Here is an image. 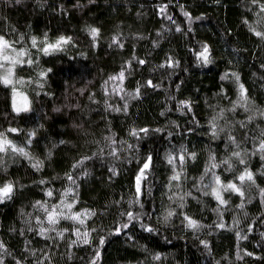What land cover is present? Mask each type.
<instances>
[{
    "label": "trees",
    "instance_id": "1",
    "mask_svg": "<svg viewBox=\"0 0 264 264\" xmlns=\"http://www.w3.org/2000/svg\"><path fill=\"white\" fill-rule=\"evenodd\" d=\"M161 5L166 6L163 14ZM185 11L193 18H201L190 20ZM255 12L251 0H80L79 5L77 0H0V35L12 42L14 48L26 49L23 59L31 56L34 61L31 65H17L13 76L15 81L23 78V83L17 82L15 86L28 97L29 111L18 116L12 112L11 86L0 83V131L9 124L19 128V133L7 135L43 160V166L37 170L28 159L13 155L11 149L7 154L0 153L7 163L6 171L0 168V185L5 180L16 183L12 198L0 202V241L7 245L5 264H16L17 259L24 264H37L40 250L49 252L54 264H89L97 248L100 251L97 264H264V223H261L264 205L255 187L249 189L245 184L246 196L251 199L244 209L236 207L240 203L239 194L224 192L229 203L221 206L223 219L231 227L213 229L208 226L217 222V212L213 210L218 202L210 189H204L208 195L200 191L199 182L211 153L219 161L230 152L225 147L224 133L212 138L208 123L211 116L224 108L225 115L219 123L235 127L239 139L245 129L236 122L251 114L241 107L229 111L238 93L231 73L239 74L240 83L254 101L252 110H264V67H261L264 39L255 36L244 22L245 17L250 23L256 21ZM89 26L101 30L95 46L87 31ZM257 27L264 30V23ZM117 33L122 34L123 48L109 46ZM45 34L48 42H55L60 35L71 36L72 40L44 54L39 48L44 45ZM31 36L38 37L37 47H32ZM204 44L210 49L208 64L196 56ZM168 57L179 64H164ZM136 58L145 63L139 64ZM128 60L130 68L125 63ZM122 67L126 70L123 88L132 91L139 86V96L130 98L127 92L113 91L121 82L109 81L108 77L116 75ZM40 71H46V76L40 77ZM225 73L230 78L221 79ZM149 79L153 85L161 86H149ZM38 80L40 83H36ZM125 99L126 111H114L105 104L107 100L108 105L123 108ZM182 100L190 101V110L179 105ZM257 125L264 126V117H256L248 129L255 132ZM142 128H147L148 133L140 132L139 138L131 135L132 129ZM31 130L36 136L27 145ZM107 135H113L118 142L138 144L139 148L128 150L124 145L119 153L121 158L116 159L106 154L110 151ZM116 146L121 147L119 143ZM246 146L251 148V142ZM100 148L105 155L99 154ZM183 150L186 153L182 178L172 181L169 188L173 165L166 156L172 153L177 157L179 171L178 155ZM94 151L97 155L92 157ZM148 152L153 154V166L144 184L145 194L140 197L144 204L141 209L139 204L130 205L129 201L135 195L134 175ZM192 152L196 153L195 159L187 155ZM82 156L92 158L73 169L72 165ZM262 165L264 160L259 155L248 161L257 184L264 186V174L259 171ZM240 167L237 164L235 169L225 171V166L220 165L215 172L227 182ZM111 168L117 170L116 175ZM82 171L86 175H81ZM66 173L77 178L76 184H70ZM211 177L209 172L203 184H208ZM41 180L45 183L41 184ZM69 186L76 193L73 210L95 212L85 221V226L92 230L88 244L78 242L69 246L77 239L71 231L64 233V239L57 237L55 243L37 235L38 228L28 231L30 225L37 223L35 216L43 215L38 206L33 208L34 203L48 201L50 206ZM46 188L53 190L52 197L46 195ZM189 191L193 195L185 197L183 209L177 207L178 197L169 199L173 193ZM72 197L73 193H68V198ZM169 208H177V213L187 212L205 227L194 233L184 226L179 214L165 223L163 216ZM125 210L140 213L143 223L151 224L155 230L148 232L140 221L134 220L129 229L119 234L112 232L113 227L126 219L121 216ZM234 216L240 221L238 225L233 224ZM248 224L253 225L252 232H248ZM73 226L80 227L66 219L57 225L70 229ZM237 230L248 238L238 239ZM100 237L105 238L103 245L99 243ZM202 239L209 241L211 251L200 243ZM27 249H35V256ZM244 249L254 255H248ZM156 253L161 254L159 259L154 258Z\"/></svg>",
    "mask_w": 264,
    "mask_h": 264
},
{
    "label": "snow or ice",
    "instance_id": "2",
    "mask_svg": "<svg viewBox=\"0 0 264 264\" xmlns=\"http://www.w3.org/2000/svg\"><path fill=\"white\" fill-rule=\"evenodd\" d=\"M80 0H77V5H79ZM251 5L256 7L255 15L257 16V20L254 22H249L247 17H245L244 22L249 26V29L251 32L255 34V36L264 39V30H259L257 25L264 23V0H251ZM41 6H43V3H41ZM166 6L161 5L160 11L161 14L164 13ZM185 16L191 19H200L201 17H192L191 13L185 11ZM169 20H171V16L167 17ZM176 30H180V26H176ZM87 31L89 32L90 36L93 38L92 43L93 46L96 44V40L100 34V28L95 26H89ZM120 33L114 34L112 36V42L109 45L110 47L114 44L119 48L124 47V43L121 40ZM23 34H21L20 39L23 40ZM31 44L32 47H37V40L38 37L31 36ZM72 40L71 36H65L60 35L56 38L55 42H48L47 34L44 36V45L42 48H39V51L43 52L44 54H48L50 50H56L63 47L64 44L68 43ZM7 49H12L16 55H9L6 53ZM26 49L20 48L16 49L13 47L12 42L7 40L4 35H0V59L3 61H9L10 63L5 66L4 64H0V68L5 69L3 73H0V83H3L6 86H11V93H12V103H11V109L12 112H14L17 116L23 111H29L30 110V102L28 100V97L24 95L23 93L19 92L15 84L17 82L23 83V78L21 77L19 81H15L13 79L14 76V69L17 65H23L25 63L31 65L34 63V61L31 59V56L28 57L27 60L23 59V57L26 55ZM197 59L202 60L204 64L211 63L210 58V49L207 44L203 45V50L196 53ZM139 64H144L145 60L136 58ZM126 64H128L129 68L131 67V60L125 61ZM164 64L168 66L178 65L179 61H174L173 58L168 57ZM164 64L161 65V67L164 66ZM261 67H264V65H261ZM47 71H51V69H48ZM125 69L122 67L121 70L114 76H109L108 80H119L121 83L117 85L116 89H113V91H119V92H127L128 97L133 96H139L140 95V87H136L132 91H127L123 88L122 82L125 79ZM46 71H40L39 76L45 77ZM231 77L235 78V81L237 83L238 87V93L236 96V99L231 102V109L229 111H235L237 107H241L244 109L245 112H249L251 114L247 115L245 117V120L237 121L236 123L239 124V127L241 129H245L243 132V135L238 139L237 135L235 134L236 130L235 127H228L227 125L221 126L219 121L224 118L225 115V109L221 108L220 111L211 116L208 123L210 125V131L212 134V138L216 139L221 135V133L225 134L226 143L225 147L230 148V152L228 155L224 157V159L217 161L216 154L211 153L209 156V165L206 166L204 174H202L199 178V182L201 183V189L200 191L203 192L204 195H208L209 192L204 191V189H210V194L215 198V200L218 202L217 207L213 210L217 212V222L214 223V225L208 226L213 229H224V228H230L231 225H226L223 219V209L221 206L227 205L229 203V200L225 198L223 195L226 191H231L233 193L239 194L240 197V203L236 206L239 209H244V206L246 203L250 202L251 197L246 196V189L245 184L248 185V188L251 189L252 187H255V189L258 192V195L260 197V203L261 205H264V186H261L257 184L256 181V174L253 172V170L248 166V161L251 159V157L259 155L261 160H264V126L257 125V128L255 132L253 130L248 129V124L251 123L256 117H264V110L262 109H256L255 111L252 110L251 105L254 104V101L250 100V97L247 94V89L245 88L243 83H240V77L238 73H231ZM229 74L225 73L221 79H228ZM36 83H40V81H36ZM108 81H105V85H107ZM147 84L152 87H160V84L153 85V81L149 79L147 81ZM41 87L43 85L41 84ZM105 92L107 93V88L105 87ZM20 97L22 102L17 103V97ZM124 99V97H121ZM105 104L108 107H112L114 111H122L127 110L128 102L127 99L124 100L123 108L121 107H114L112 105H108L107 100H105ZM179 105L188 106L189 110L191 109L190 101L188 100H182L179 101ZM8 114L6 113L5 116ZM228 124H232L231 121L228 122ZM21 130L17 127H12L9 124V127L5 129L4 131H0V153L7 154L8 150L11 149V152L13 155L19 154L20 156L28 159L29 163L33 168H36L39 170L43 166V160H41L38 157H34L30 151L25 147L24 145H18L16 142H14L13 139H11L7 133H19ZM147 128H142L137 131L136 129L131 130V135L134 137L139 138V133L143 132L145 134L148 133ZM157 131H160V129H157ZM191 131V129H189ZM171 136V133H169ZM36 136V132L34 130H31L27 134L26 143L27 145H31L32 138ZM105 140L108 142V147L110 151L106 153L107 155H110L116 159H120V152L122 151V148L124 145L127 146L128 150L132 149H138L139 145H132L129 144L127 141H117L114 139L113 135H107L105 136ZM251 142L252 147L248 148L246 145ZM60 143H64V141H60ZM119 143L121 147H117L116 145ZM244 145V146H242ZM55 147V145H53ZM185 153L186 150H183L178 155V160L180 163V170H176V159L177 157L174 156L172 153H168L166 156V159L170 165H173V174L169 178V188L172 186V181H180L181 180V174L183 172V163L185 160ZM100 155H105L103 148L99 149ZM49 155H51V152H49ZM97 152L92 153V157L96 156ZM187 155L191 156L193 159L196 157V153H187ZM90 156H82L80 160L76 161L72 167L75 169L77 165L83 164L85 160L91 159ZM240 165V169L237 171V174L235 177L231 180H227V182L223 181L221 179V176L215 172V169L219 167L220 165L225 166V171L233 170L236 168V166ZM153 166V154L151 152H148L145 156V158L141 161L140 165L138 166L136 173L134 175V188H135V195L134 200L129 201V204L131 205L133 202L136 204H139L140 208L143 209L144 204L141 202L140 197L144 195V184L147 180V176L149 175V172ZM0 168L3 170H7V163L5 161V158L3 155H0ZM110 171L113 175L117 174V170L115 168H111ZM262 174H264V165L261 166V169L259 170ZM211 172L212 177L211 181L208 184H203V181L205 179V176ZM67 177V180L70 182V184H76V177H74L71 173L65 174ZM81 175H86V172H81ZM41 184H44L45 181L41 180ZM196 185L194 184L193 187ZM20 187H24V185H20ZM177 187H179V184H177ZM16 188V183L12 180H5L2 185H0V202H3L4 200L11 199L14 191ZM148 192H151V188L149 187ZM45 193L48 197L53 196V190L51 188H46ZM68 193H73V197L71 199L68 198ZM193 193L191 191L186 193H173L169 196V199L172 200L173 197L179 198V203L177 207L180 209L184 208V202L185 197L192 196ZM76 193L75 188L69 186L66 187L63 192L60 194V198L56 203H53L49 206L48 201H40L37 200L33 208L39 207V210L43 213V215H36V225L35 226H29L28 231H33V228H38L37 235L44 237L49 240H53L55 243L56 238L59 237L60 239H64V233H67L69 231L73 232L75 236L77 237L76 240H72L70 242L71 246L72 244L76 243H84L88 244L89 241V234L91 229L87 228L85 226V221L88 216L94 215L95 212L91 209H81L80 211L73 210V206L76 204ZM119 203V201H117ZM166 214L163 216V220L165 223L169 222L170 219L174 215H181L183 217L182 223L186 228L191 229L194 233L199 231L201 228L205 227L202 222L193 216L189 215L187 212L181 211L177 213V208H169L165 210ZM246 214V213H245ZM31 215V214H29ZM122 217H126V219L121 220L117 226L113 227L111 229L114 233H121L125 229H129V226L133 223V221H140L141 227L144 228L148 232H152L155 229L151 224H144L142 221V217L140 213L133 212L131 210H125L121 213ZM61 219L71 220L74 222V224L80 225V227L73 226L70 228H58L57 225L59 224V221ZM240 223L239 219L234 216L233 217V224L238 225ZM261 223H264V218L261 219ZM83 227V231H81V228ZM248 232L253 231V225L248 224L247 225ZM50 233H55V235H50ZM23 235V231L21 232ZM129 237L131 238L130 233H128ZM235 235L238 239H247V235H242L240 230H237L235 232ZM264 235V233H262ZM105 242L104 237H100L99 243L100 245H103ZM200 243L205 246L206 249L209 251V241L207 240H200ZM30 254L35 256L36 250L35 249H27ZM41 256L37 262V264H43L45 260L48 261V264H54V261L49 254V252L40 250ZM244 251L248 255H254V253L248 252L247 249H244ZM0 264H5V255L7 254V245L0 241ZM161 256L160 253H156L154 255L155 259H159ZM100 257V251L97 250L94 252L92 259L89 261V264H97V260ZM237 257L242 259V257L239 256V253H237ZM69 258H71V253H69ZM16 264H24L23 261L20 259L16 260ZM219 264V262H217Z\"/></svg>",
    "mask_w": 264,
    "mask_h": 264
},
{
    "label": "rangeland",
    "instance_id": "3",
    "mask_svg": "<svg viewBox=\"0 0 264 264\" xmlns=\"http://www.w3.org/2000/svg\"><path fill=\"white\" fill-rule=\"evenodd\" d=\"M6 53L9 54V55H16V53H14L11 49H7L6 50ZM10 62L9 61H3L2 59H0V64H4L5 66H7ZM5 71V69L3 68H0V73H3ZM22 100L21 98L18 96L17 97V103H21ZM23 112V111H22ZM6 201V200H4Z\"/></svg>",
    "mask_w": 264,
    "mask_h": 264
}]
</instances>
